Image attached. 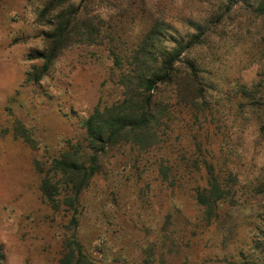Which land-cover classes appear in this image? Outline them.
<instances>
[{
  "label": "rangeland",
  "instance_id": "1",
  "mask_svg": "<svg viewBox=\"0 0 264 264\" xmlns=\"http://www.w3.org/2000/svg\"><path fill=\"white\" fill-rule=\"evenodd\" d=\"M48 1L0 0V264H64L73 236L93 264H233L223 256L233 253L237 239L245 251H257L264 243V194L251 189L264 176V19L236 0L233 6L226 0H73L90 34L41 71L42 60L32 54L47 47L51 23L71 10L55 4L42 15ZM154 22L165 35H190L198 26L206 32L187 54L211 87L209 107L216 111L209 126L216 129L205 144L211 152L221 149L229 168L238 162L247 197L238 235L225 251L216 247L218 232L200 240L185 228L198 209L187 192L171 196L150 174L133 179L124 149L102 160L75 208L40 191L44 177L51 178L49 187L59 179L48 172L51 161L84 143L81 123L94 106L119 97L110 49L127 52ZM238 85L257 90L254 109L249 99L236 106L231 89ZM187 143L181 134L176 149ZM168 211L174 226L166 234L174 246L161 243Z\"/></svg>",
  "mask_w": 264,
  "mask_h": 264
},
{
  "label": "trees",
  "instance_id": "2",
  "mask_svg": "<svg viewBox=\"0 0 264 264\" xmlns=\"http://www.w3.org/2000/svg\"><path fill=\"white\" fill-rule=\"evenodd\" d=\"M72 1L49 0L42 9L41 14L45 15L55 4L67 3L71 10L60 13L58 20L51 23L53 29L46 34L47 47L32 54V58L42 60L41 71L52 65L61 49L77 39L83 41L90 34L86 31L90 26L79 21ZM226 1L234 5L233 0ZM236 1L251 6L264 19V0ZM162 29V25L154 22L127 52H119L116 47L110 49L119 97L94 106L81 123L84 143L70 145L51 161L48 172L52 178L59 176L58 182L49 187L51 178L44 177L40 191L52 202L54 196L61 195L63 204L75 208L82 192L101 170L102 160L110 152L124 149L134 171L133 179L141 181L144 174H150L171 196L175 192H187L198 209L193 221L185 220V228L200 240L205 232H218L221 238L216 247L225 251L238 235V219L247 197L239 172L234 169L238 162L232 160L234 167L229 168L226 154L221 149L211 152L205 144L210 130L216 129V125L209 128L214 124L216 111L209 107L211 87L203 81L196 63L189 62L187 54L204 42L206 32L198 26L190 35L169 32L165 35ZM168 29L165 27V31ZM231 92L237 98V107L244 102L241 99H249L251 110L254 109L256 89L238 85ZM181 134H185L189 144L179 151L175 143ZM251 190L264 194V176ZM75 218L71 216L74 224ZM171 226L174 221L168 211L160 226L164 234L161 243L174 246L166 234ZM235 242L233 253L223 259L228 258L233 264H264V243L256 246L257 251L253 247L245 251L243 240ZM62 261L93 264L75 236L68 242ZM145 263L149 264V260L145 259Z\"/></svg>",
  "mask_w": 264,
  "mask_h": 264
}]
</instances>
